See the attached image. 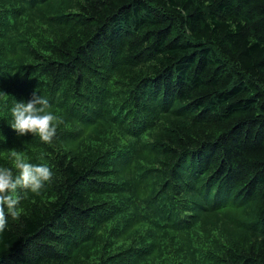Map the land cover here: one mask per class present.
<instances>
[{"label": "trees", "instance_id": "trees-1", "mask_svg": "<svg viewBox=\"0 0 264 264\" xmlns=\"http://www.w3.org/2000/svg\"><path fill=\"white\" fill-rule=\"evenodd\" d=\"M34 92L51 144L11 127ZM13 150L53 175L0 264H264V0H0Z\"/></svg>", "mask_w": 264, "mask_h": 264}, {"label": "clouds", "instance_id": "clouds-1", "mask_svg": "<svg viewBox=\"0 0 264 264\" xmlns=\"http://www.w3.org/2000/svg\"><path fill=\"white\" fill-rule=\"evenodd\" d=\"M11 115V127L20 136L31 133L42 142L51 144L57 135L59 118L53 113L49 100L38 92H34L27 102H16ZM10 159L12 167L0 166V232L7 227L9 217L13 220L20 218L18 190L38 194L53 175L47 165L29 163L19 151L13 150Z\"/></svg>", "mask_w": 264, "mask_h": 264}]
</instances>
